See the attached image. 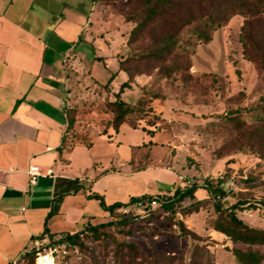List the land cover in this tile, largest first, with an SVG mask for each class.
I'll use <instances>...</instances> for the list:
<instances>
[{"label":"crops","instance_id":"obj_1","mask_svg":"<svg viewBox=\"0 0 264 264\" xmlns=\"http://www.w3.org/2000/svg\"><path fill=\"white\" fill-rule=\"evenodd\" d=\"M131 29L97 0H0V264L18 260L45 231L51 241L107 222L105 206L184 190L178 177L187 170L174 157L183 113L167 105L156 107L166 129L125 123L116 132L96 121L85 140L70 143V110L87 99L114 101L128 80L120 62ZM150 81L137 77L123 99L136 104ZM30 165L42 171L33 186ZM206 182L197 200L211 198ZM215 196L234 203L221 187Z\"/></svg>","mask_w":264,"mask_h":264},{"label":"trees","instance_id":"obj_2","mask_svg":"<svg viewBox=\"0 0 264 264\" xmlns=\"http://www.w3.org/2000/svg\"><path fill=\"white\" fill-rule=\"evenodd\" d=\"M241 16L244 23L240 32V41L244 47L245 59L264 71V0H130V3L121 7L120 17L133 25L127 37L128 55L120 62V70L125 72L128 80L124 82L114 101L105 103L110 119L107 127L116 132L123 124L138 128L142 122L154 126L157 130L170 127L157 111L155 103L164 101L163 95L154 92L153 86L165 80L180 79L184 84L192 82V56L200 45H208L214 39V33L226 26L234 17ZM156 71V73H154ZM147 76L153 81L141 88L142 94L136 104L127 103L122 93L131 88L137 77ZM211 86L220 88L221 79L216 74H209ZM77 108L69 112L70 127L73 126V114ZM254 113L253 121L245 115ZM151 133L152 131H149ZM200 133L211 134L215 138L223 139V145L218 156H228L229 153L251 154L264 161V100L256 107L247 109L239 106L217 117V120L206 127L199 129ZM226 149L228 151H226ZM225 150V151H224ZM232 151V152H230ZM225 152V153H224ZM229 152V153H228ZM235 161V155L230 156L228 165ZM229 176L219 178L217 182H206L211 194L209 200H197L198 185L184 190L177 189L173 194L158 196L159 202L146 212L145 219L155 221L159 213H167L172 225L179 228V236L200 240L201 237L190 230L184 219L199 213L206 203H211L213 215L206 220V225L212 231L223 234L234 245H242L232 249L235 260L239 264H261L264 261V229L251 227L240 216L243 211L256 209L252 206L251 192L262 190L264 182L262 173H251L248 178L247 194L234 197L235 202L225 206L221 199L215 196L220 186L229 179ZM259 182V184H256ZM153 196L133 198L129 203H116L105 206L114 219L112 222L90 225L87 229L67 234L46 241L44 235L33 238V243H58L69 251L68 257L78 247L84 248L86 241H96L101 238L100 228L112 225L122 227L136 220L137 216L122 213L127 208H138L139 202H151ZM193 203L188 208L178 212V207L185 201ZM264 207V198L260 204ZM121 211V212H120ZM180 214L183 218L177 217ZM116 242L114 264H185L183 258L174 255H164L154 251L150 256L143 255L138 245L133 241L123 239ZM37 252L31 246L15 262L11 264H35ZM189 264H202L193 253Z\"/></svg>","mask_w":264,"mask_h":264},{"label":"rangeland","instance_id":"obj_3","mask_svg":"<svg viewBox=\"0 0 264 264\" xmlns=\"http://www.w3.org/2000/svg\"><path fill=\"white\" fill-rule=\"evenodd\" d=\"M97 2L107 15L120 16L121 7L129 4L130 0H97ZM243 23V17H234L226 26L214 33V39L210 44L198 47L197 53L191 60L193 76L191 83L184 84L177 78L153 86L154 92L163 95L169 101L156 102L157 109L161 110L167 105L168 112L183 113V128L176 132L181 147L174 157L187 170L185 176L192 179L194 184L202 185L206 180L217 182L219 178L226 179L232 175L239 185L234 197L249 192L247 187L250 185L248 178L251 173H262L264 178V161L251 154L243 155L232 151H230L232 153L228 152V156L220 158L218 154L223 139L215 138L206 132L200 133L199 129L212 124L217 117L239 106L250 109L264 100V71L246 60L244 56V47L240 41ZM209 74H216L221 79L220 88L211 86ZM152 82L151 80L150 83ZM88 89L84 85L82 92ZM75 108L77 109L73 114L74 124L69 134L72 144L85 140L84 132L88 125L96 121H102L106 125L111 116L105 102L97 105L92 99H87L86 103ZM245 117L253 121L254 113L246 114ZM75 121L78 123L75 124ZM233 155L235 161L228 167L231 171L228 173L226 162ZM227 185L228 181L220 186L223 195H226ZM255 190L250 193L252 194L250 202L256 209L240 212L239 216L253 227L264 228V207L260 206L264 194L260 189ZM229 198L230 202H235L232 195ZM229 201L225 203L228 204ZM191 203H193L191 200L183 202L178 207V212L187 209ZM129 210L132 215L137 216L135 221L124 227L112 223L100 228L101 238L96 241H86L83 249L76 248L66 258L65 264H114L115 241L123 239L135 242L143 255L150 256L156 251L183 258L185 264H189L194 253L202 264H239L232 249L236 246L240 248L244 246L234 245L223 235L213 234L205 223L213 215L211 203L204 204L199 213L188 218L190 224H187V227L196 232L201 237L200 240L180 237L179 228L172 225L167 213H159L157 222L151 223L145 219L147 210L137 208ZM113 219L111 217L106 223L112 222ZM261 264H264V261Z\"/></svg>","mask_w":264,"mask_h":264},{"label":"built area","instance_id":"obj_4","mask_svg":"<svg viewBox=\"0 0 264 264\" xmlns=\"http://www.w3.org/2000/svg\"><path fill=\"white\" fill-rule=\"evenodd\" d=\"M41 175H42V171L39 166L30 165L28 169L29 185L30 186L35 185L38 179L41 177ZM178 179L181 182L183 189L194 186V181L183 175H179ZM238 188L239 185L236 183L235 178L229 179L225 194L228 195L231 192H235L238 190ZM158 202H159L158 196H154L151 202H146V203L144 201L139 202L137 205L138 207L137 209L149 210L153 206L157 205ZM129 209L131 208L125 209L123 213H129L130 211ZM32 247L37 252L36 264H39L40 260L48 257L52 259L53 264H65L66 258L69 255V251L65 248V246L58 243L52 244V243L37 241L33 243Z\"/></svg>","mask_w":264,"mask_h":264},{"label":"bare ground","instance_id":"obj_5","mask_svg":"<svg viewBox=\"0 0 264 264\" xmlns=\"http://www.w3.org/2000/svg\"><path fill=\"white\" fill-rule=\"evenodd\" d=\"M39 264H53V261L50 257L40 260Z\"/></svg>","mask_w":264,"mask_h":264}]
</instances>
